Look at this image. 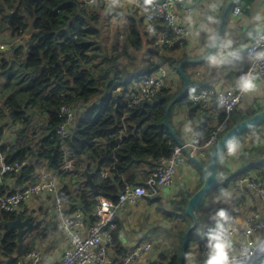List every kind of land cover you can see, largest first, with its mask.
Instances as JSON below:
<instances>
[{"label":"trees","instance_id":"obj_1","mask_svg":"<svg viewBox=\"0 0 264 264\" xmlns=\"http://www.w3.org/2000/svg\"><path fill=\"white\" fill-rule=\"evenodd\" d=\"M110 5L112 2L104 0L96 4H88L84 0H0V20L10 25L12 39L24 35L30 37L26 52L22 44L12 46L10 51H0V145L7 163L26 161L18 173L6 174L16 178L17 185L33 181L42 167L58 170L62 177L71 175L73 180L80 181H86L87 170L94 173L101 195L116 201L125 184L122 174L132 165L147 159L153 168L162 155H171L169 142L177 141L167 125L166 112L171 102L186 88L185 80L181 78L178 89L167 85L155 98L139 104H133L131 93L135 90V82L162 65L178 72V66L183 62L175 53L179 48L161 50L154 46V36H150L145 18L139 11H129L123 37L116 42L115 52L108 53L100 36L104 32L102 12ZM11 12L14 15L10 23ZM109 14L113 12L109 10ZM11 51L14 53H8ZM188 78L189 93L175 103L170 112V124L184 143L186 140L181 138L180 129L174 122L176 108L188 99L190 93L206 87L198 80ZM63 105H69L78 115L67 138L58 132L65 121L60 113ZM191 105L189 118L193 125H197L205 113H219L222 119L226 115L216 102L204 107L200 114L201 105ZM262 110L264 106L248 115L234 111L230 128ZM9 125L17 126L19 133L14 143L4 142ZM261 125L264 121L234 139L240 140ZM215 127L217 125L203 133L202 139L205 140ZM202 128L197 127L198 130ZM212 153L213 149L205 160L194 148H187L188 160L199 171L201 169L191 156L197 157L208 168ZM68 161L73 163L71 170L64 168ZM246 162L243 173L255 165V159L247 156ZM105 170L110 173L107 178L103 177ZM85 184L74 194L68 185H64L61 193L67 204L72 202V209L82 208L87 221L92 223L98 199L89 189V184ZM202 184L193 191L181 188L171 201L172 209L168 210L165 203L158 205V211L165 219L180 224L174 231L175 235L171 228L163 232L164 235L179 238L178 245H175L176 253L169 264H178L184 235L193 224L192 217L187 213L189 199ZM219 187L220 184L213 189ZM149 201L154 202L155 199L150 198ZM205 206L204 199L197 208L198 229L204 219L200 212ZM226 212L230 213L228 209ZM16 216L0 208V222L15 219ZM59 225L57 218V221L47 223L37 231L35 236L46 238L49 231L58 229ZM5 228L1 234L0 253L5 264H15L18 255L35 246L24 243L21 247L17 231L10 230L8 226ZM118 232L115 235L119 244L117 249L125 256L129 251L119 243ZM205 237L196 231L192 233V241H202ZM161 258L166 259L167 255L162 254ZM234 264H264V251Z\"/></svg>","mask_w":264,"mask_h":264},{"label":"built area","instance_id":"obj_2","mask_svg":"<svg viewBox=\"0 0 264 264\" xmlns=\"http://www.w3.org/2000/svg\"><path fill=\"white\" fill-rule=\"evenodd\" d=\"M88 4H96L101 0H84ZM130 1V0H129ZM197 0H152L151 4H145V0H133L134 7L139 9L145 18L147 29L154 36V46L161 50H172L183 47L192 35L189 26L180 18V10L188 15L194 12V3ZM233 16L235 18L244 15V9L240 3L234 4ZM15 42L9 44L0 40V51H9ZM253 60L245 74L251 72L258 77H264V59H256V53L264 51V30L258 32L252 38L247 47ZM169 82V68L160 66L152 74L145 75L140 81L135 82V90L131 93L133 104L155 98ZM234 88L205 87L199 92L189 96L193 104L201 107L211 106L212 102L218 103L226 114L219 118L217 127L203 140L198 134H193L188 142L179 144L169 142L172 153L170 156L162 155L143 183L132 184L125 182L124 187L115 201L106 196H98V203L94 210V220L87 221L86 213L82 208L72 209L66 204L61 193L60 172L58 170L42 169L34 175L33 181H28L24 186L14 191H7L8 172H19L26 161L6 162V155L0 145V208L8 213L28 215L29 206L37 198L50 197L52 211L60 221V226L67 238L69 247L62 256L53 264H169L168 261L158 263L152 261L154 242L138 243L130 252L121 258L113 255L115 235L119 230L118 214L127 204H138L147 197L156 196L162 188L172 187L176 174L186 166L187 155L185 149L194 148L201 157H206L219 139L225 134L231 125V114L236 111L244 96ZM188 100V99H186ZM61 116L65 121L58 128V132L67 138L76 111L69 105L60 108ZM64 168L72 169V161H68ZM109 170L103 172V177H109ZM232 192L238 197L251 191L256 194L264 208V179L252 174H243L234 181ZM227 236L231 242L228 250V264L250 259L264 251V212H251L247 214L243 223L229 219L225 224ZM209 233L202 241H191L190 247L194 262L187 260V264H207L212 254L209 246ZM167 248L166 250H169ZM44 251L40 246L18 255L15 264H43ZM170 259L172 256H169Z\"/></svg>","mask_w":264,"mask_h":264},{"label":"crops","instance_id":"obj_3","mask_svg":"<svg viewBox=\"0 0 264 264\" xmlns=\"http://www.w3.org/2000/svg\"><path fill=\"white\" fill-rule=\"evenodd\" d=\"M105 1L109 3L110 0ZM119 1L130 6L132 10L139 11L142 17H144L139 9L133 7V0H130V2L129 0ZM231 1L232 0H197L194 3L195 9L193 14L188 15L185 11L180 10V18L184 24L190 27L192 35L186 44L175 52L176 56L179 59H183V62H186L183 66V70L187 78L190 77L191 79L198 80L206 87L215 86L216 88L237 89V81L242 75H245L247 68L253 60V57L247 51V47L254 35L264 30V0H237L235 4L240 3L242 5L244 15L235 18L233 16V8L229 12L223 26L222 34L212 53L221 56L225 62L219 66H212L207 61V55L218 36L223 14ZM210 17L211 19H209ZM5 30L8 29L2 28L0 30L1 41H5L9 44L15 42V45L24 43L25 35L23 38L21 37L14 40L11 36L7 39L1 37V33L5 32ZM150 36L152 37L151 33ZM227 41H231V47H223V44ZM178 72L174 69H169L168 85L172 86L174 90L178 89L182 81L181 78H183L182 74ZM256 77V89L251 92H245L241 104L237 109L246 115L252 114L256 109L264 106V77ZM197 86H199V84ZM192 93H190L189 96H191ZM189 100L190 98L182 101L181 104L177 106L174 115V122L180 129L181 138L186 140V142L192 138L193 134H198L202 138L203 133L217 125L221 117L219 113L210 112V115L205 113L198 121L197 125H193L189 118L192 109V102ZM203 108L204 107H201L198 111L199 114L203 113ZM198 126L201 128L205 127L206 130L203 128L202 130H198ZM16 129L15 126L10 130L7 129L4 142H16L18 138ZM238 142L240 146L235 155H229L228 151L225 152L224 150L218 164L220 187L216 190L212 189V192L210 191L212 197L210 196L208 199H205L206 206L202 211L207 210L209 214H213L212 210L218 211L224 209L227 211L228 209L230 212L228 213L229 219L243 223L247 214L251 212H264L263 204L255 193L252 194L251 191H248L246 194L238 197L232 192V188L234 187L233 183L239 175L246 173L264 179V125H261L258 129L252 130L238 140ZM210 151L206 157L198 155L202 159L207 160ZM247 156H251L255 159V165L247 172L243 173L242 171L245 169L247 163ZM139 162L140 163L132 165L126 173L122 174L124 182L138 184L146 180L152 169L151 164L147 159ZM221 163L222 171L220 172L219 165ZM42 169L45 168L42 167ZM201 171L195 168L187 158L186 166L176 174L175 182L172 187L162 188L156 196L144 198L138 204H127L122 208L118 214L119 232L117 234V239L123 246L122 248L130 252L138 243L152 240L154 242V249L151 256L152 261H155V258L159 256L160 258L156 259L158 263L165 261L169 262V256L173 257L176 253V246H172L173 244H160L161 234L155 235L157 234L156 231L159 229L155 227L154 221L150 220L151 212H153V210L160 212L158 211V205L160 203L166 204V202H168L169 205H171L172 199L177 197L181 188L186 187L189 191H193L198 188L202 182L204 184V175ZM73 179L71 175H63V177L60 175L61 187L68 185L74 194L80 187L86 185V181L83 179L82 181ZM26 183L27 182L17 185L16 178L7 176L6 190L14 191L24 186ZM150 198L155 199V201L150 202ZM215 200L219 202L218 208L213 202ZM65 201L67 204V199ZM67 205L72 207L73 204L70 201ZM51 206L52 202L50 201V197L37 198L30 204L27 215L35 218V220L43 219L42 225L37 227L25 241L27 245L40 246L43 249V264H53L69 247V239L63 233L60 225L58 229H51L46 238H37V236H35L36 232L42 230L47 223L57 221L56 215L50 211ZM202 211L200 213L204 219L202 220L201 227L203 226V222L210 218L209 214H203ZM0 224L2 225V223ZM185 224L187 223L185 222ZM214 227L215 222L213 221L211 224L207 225L204 231L201 229L198 230L207 236ZM118 245L119 244L115 241L112 251L115 257L121 258L123 255L119 254L117 249ZM167 248L170 249L166 250ZM191 249L193 251L192 247ZM162 254L167 255V258L162 259ZM194 259L195 258L192 257L193 262ZM0 264H5V260L2 259L1 253Z\"/></svg>","mask_w":264,"mask_h":264},{"label":"water","instance_id":"obj_4","mask_svg":"<svg viewBox=\"0 0 264 264\" xmlns=\"http://www.w3.org/2000/svg\"><path fill=\"white\" fill-rule=\"evenodd\" d=\"M237 0H232L228 7L226 8L222 21L221 26L219 29L218 36L209 51L207 57L211 55L216 47V44L222 34L223 26L225 24L226 18L229 14V12L232 10L234 4ZM14 15V12L10 13V23L12 22V17ZM186 62H182L178 66V71L182 74L185 83L186 88L179 94L170 104V106L167 109L166 112V122L168 127L170 128V131L174 138L176 139L177 143L183 144V142L180 140V138L177 135L176 130L171 126L170 124V112L175 103L180 101L185 95H187L190 91V81L187 78L186 74L184 73L183 66ZM264 121V110L258 112L257 114L238 122L236 125H234L232 128H230L224 135L221 136L218 143L213 149V153L210 158V164L209 167H205L203 163L195 156H191V159L199 166V168L202 170V173L204 175V184L202 187L189 199L188 207H187V213L190 215L193 219L192 226L187 230V232L184 235L180 255H179V261L178 264H187V255L188 250L192 241V233L195 232L199 227V217L197 214V208L201 203L203 202L205 196L219 184V173H218V164L220 162V158L226 149V143L229 139L235 138L237 135L242 133L245 130H248L250 128H253L257 125H259L261 122ZM185 152L187 154V149H185ZM86 183L89 184L90 190L93 193L95 197H98L101 195V192L98 188V184L94 180V174L92 172H89L86 170ZM3 224H6L10 230H16L18 233V241L20 243V246L25 243L26 239L29 237V235L40 225L43 223V219L35 220V218L31 216H24V215H17L15 219H11L8 221H2Z\"/></svg>","mask_w":264,"mask_h":264},{"label":"rangeland","instance_id":"obj_5","mask_svg":"<svg viewBox=\"0 0 264 264\" xmlns=\"http://www.w3.org/2000/svg\"><path fill=\"white\" fill-rule=\"evenodd\" d=\"M111 2H112V0L109 1V3H111ZM109 10L111 12H113L112 15L109 14ZM127 11H131V13H134L136 10H132L130 6H127L126 4L122 3V1H119L116 4H112L109 7H106V8L103 9V12H102V14H103L102 25H103L104 32L100 36V39H101L103 47L106 48L107 52L110 53V54H113L115 52L114 51V46L116 45V42L120 38L123 37V27L126 25L127 14L130 13V12H127ZM9 26L10 25H8V24L5 25V23H3L0 20V30L2 28L8 29V30H5V32L1 33V37L7 39V38H9L11 36V34L9 32ZM29 38H30L29 35H25V38H24V41H23L24 43L22 44L24 46V48H25V52L28 50ZM12 48H11V50H12ZM8 53H14V52L11 51V52H8ZM124 60L127 61L126 59H124ZM131 68H135V67L133 65H131ZM15 127H17V126H15ZM12 128H13V125H9L7 127L8 130H10ZM18 136H19V133H18ZM219 170H220V172L222 171V163L219 165ZM211 192H209L205 196L204 199H208L210 196L212 197V194H210ZM164 202H166V201H164ZM213 202L216 205V207L218 208V203H219L218 200H215ZM160 204H162V203H160ZM165 207L168 210L172 209L171 205H169L168 202H166V206ZM202 212H203V214H209L207 210H203ZM212 212H213V214H211V213L209 214L210 218L203 222V226L200 228L201 230L204 231L208 224H211L213 221L215 222V220H213L212 217L215 215V213L217 211L212 210ZM150 216H151L150 220H153L154 224H155V227H157L159 229L158 231H156L157 234H155V235H160L161 234V236H160L161 243L160 244H162V245L163 244L164 245L173 244L172 246H174V247H175L176 243L178 245L179 238H176L174 236L175 235L174 231L176 229H178L180 224L178 225V223L168 221L167 219L164 218V216L162 215L161 212H156L155 210H153V212H151ZM167 228H171V230H173V234H174L173 236L174 237L173 236L170 237V235H167V234L164 235L163 234L164 230H166ZM5 230H6V228L3 225L0 224V235L3 234ZM199 230H197L196 232L198 234H202V232H200ZM191 252H192V249L189 248L188 255H187V260L189 262L192 260Z\"/></svg>","mask_w":264,"mask_h":264},{"label":"clouds","instance_id":"obj_6","mask_svg":"<svg viewBox=\"0 0 264 264\" xmlns=\"http://www.w3.org/2000/svg\"><path fill=\"white\" fill-rule=\"evenodd\" d=\"M119 0H112V4L118 3ZM152 0H145V4H151ZM211 19V17L209 18ZM223 47H231V41H227L223 44ZM256 59H264V51L256 53ZM207 61L212 66L222 65L225 61L221 56L216 54L209 55ZM257 77L251 72L242 75L237 81L236 87L241 92H251L256 89ZM239 142L237 140L229 139L226 143V148L229 155H235L239 149ZM215 220V227L210 230V248L212 254L210 255L207 264H228V250L231 246V242L227 236V229L225 224L229 220V216L224 209L218 210L212 217Z\"/></svg>","mask_w":264,"mask_h":264},{"label":"flooded vegetation","instance_id":"obj_7","mask_svg":"<svg viewBox=\"0 0 264 264\" xmlns=\"http://www.w3.org/2000/svg\"><path fill=\"white\" fill-rule=\"evenodd\" d=\"M11 220V219H10ZM8 221V220H7ZM0 223H2V225L5 227V226H7L6 224H3V222H0ZM9 228V227H8Z\"/></svg>","mask_w":264,"mask_h":264}]
</instances>
